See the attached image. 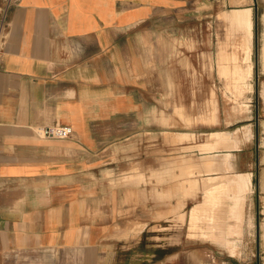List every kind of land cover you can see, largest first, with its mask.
Listing matches in <instances>:
<instances>
[{
    "label": "crops",
    "instance_id": "crops-1",
    "mask_svg": "<svg viewBox=\"0 0 264 264\" xmlns=\"http://www.w3.org/2000/svg\"><path fill=\"white\" fill-rule=\"evenodd\" d=\"M206 2L0 0V264H180L182 254L197 253V236L240 251L243 225L254 226V205L264 201V145L258 159L241 164L237 131L255 136L257 122L218 124L206 112L188 131L165 124V109L181 108L177 94L211 93L223 78L228 87L223 70L205 72L198 85L168 56L182 36H193L198 12H211ZM259 97L264 116V75ZM60 124L73 127L70 138L44 134ZM216 131L202 144L209 152L183 147L194 134L165 140L166 132L204 140ZM177 147L189 152L183 165ZM228 152L231 168H206ZM177 185L185 191L183 216ZM152 202L167 224L151 231L160 239L149 247L141 228Z\"/></svg>",
    "mask_w": 264,
    "mask_h": 264
},
{
    "label": "rangeland",
    "instance_id": "rangeland-1",
    "mask_svg": "<svg viewBox=\"0 0 264 264\" xmlns=\"http://www.w3.org/2000/svg\"><path fill=\"white\" fill-rule=\"evenodd\" d=\"M252 6L253 8V20H254V30H253V45L251 52V61H252V76L250 80L252 82V88L244 91L239 96V100L244 101V103H239V100L235 99L237 97V92L235 89L232 91L229 87H226V78H223V82H218L217 87H213L211 93L206 92H197L195 94H189L188 92H181L177 94V99L181 102V108L175 107L170 109H165L166 119L165 124L170 127V130H180V131H188L193 128L194 124H198L200 122H204L206 119L205 113L207 112V120H210L214 123H220L222 120L227 122H234L238 119H248L249 121H256V132L257 134L251 135L250 130H247V135L244 130L241 129L242 133L237 134L240 135L241 146L239 147V161L241 164H246L252 157L253 160L258 159L260 146L264 145V140L260 137V120L263 121L262 118V102L259 97V82L260 77L264 75V65L261 62V48L263 43V31H264V22H263V14H264V0H207L206 6L207 8L211 6V12H207V17L199 16L197 18V29L193 32V36L191 37H181L179 42L173 46H170L168 49V56L170 55L173 58H177L179 60V64L181 69L192 70V74H194V78L197 80L198 85L200 84L203 78L202 76L207 72V74H211L212 72H217L219 68V63L221 59V48L223 45L219 44L220 41H223L224 47L228 53L233 51H237L240 56L243 55V51L240 47H236L234 44L228 43L227 39V28L226 24L221 18L220 14L225 9H230L232 7H243V6ZM208 10V9H207ZM206 21V27L202 25ZM231 46V47H230ZM222 80V78H220ZM216 83V82H215ZM214 83V84H215ZM255 84V88H254ZM247 95V96H246ZM173 98V94H165V99L170 100ZM190 100L196 101V108H184L183 106H189L188 104L184 105V102H189ZM246 105L247 107L241 108L240 106ZM206 106V109H205ZM179 110L183 111L185 115L190 116V120H186L179 113ZM254 113V114H253ZM193 117V118H192ZM217 133L212 132L207 135V138L204 140L198 139L201 134H195L193 132H182L180 135V140L177 138L179 133L166 132V142L169 143H179L184 142L192 138L194 134V143L191 145H184V148H193L199 147L201 151H213L212 149L206 148V145L210 142H213L217 138ZM251 135V136H250ZM183 136V137H181ZM230 138H235L229 134ZM120 147L124 149L123 146ZM119 142V145L121 144ZM156 141L149 142L152 145L151 150L156 149ZM141 142H139L138 146H134V148L141 147ZM182 145V144H180ZM231 149V148H230ZM176 155L179 156L180 161L178 165H183L188 158V155H185L189 152H181L182 148L177 147ZM181 155V156H180ZM209 156V154H208ZM197 159L193 156L191 158L190 164L193 165ZM198 161V160H197ZM197 163V162H196ZM151 177L156 176L154 173H150ZM183 176V174H182ZM151 181V179H150ZM156 181V180H155ZM249 190V189H248ZM247 190V191H248ZM246 191V192H247ZM173 189L170 188L166 190L165 195L172 194ZM175 193L180 196L181 203L180 206L177 205L182 211L183 216V197H185L184 187L177 185L175 188ZM158 206L155 202H152L148 206V214L149 220L144 225L146 228H141L145 234H148L147 237H143V244L145 246H156V240L160 239L158 237L153 236L152 230H161L162 224H167V222L162 221L163 216L167 217V213L162 214L157 211ZM160 207V206H159ZM188 206H186V211ZM174 207H171V212ZM254 208L258 211L256 216V221L253 227H246L238 240L239 244V252L232 253L225 246L216 244L212 241V243L207 242L204 243L201 236L198 237V241L196 243L197 253L194 255L191 253L190 257L188 253L182 254L180 264H264V237H263V224H264V201H257L254 205ZM168 214H172V213ZM244 218L245 216V204H244ZM245 223V219H244ZM249 226H252L253 222L251 219L247 221ZM167 228V227H166ZM134 238H137L134 236ZM140 240V237H138ZM228 255H230L228 257ZM232 255V256H231ZM152 260L156 258L157 253L153 252L150 254Z\"/></svg>",
    "mask_w": 264,
    "mask_h": 264
},
{
    "label": "bare ground",
    "instance_id": "bare-ground-1",
    "mask_svg": "<svg viewBox=\"0 0 264 264\" xmlns=\"http://www.w3.org/2000/svg\"><path fill=\"white\" fill-rule=\"evenodd\" d=\"M220 16L226 24L228 43L234 44L236 47H240L243 51L242 56H240L236 50L232 53L231 51L228 53L224 47V43L221 48L222 56L219 63V68L227 74V85L229 89L231 91L232 89H235V92H237V97L235 98L237 100L241 93H243L242 86L244 83L249 84V88H252L250 77L252 76L251 52L254 33L253 8L250 5L232 7L230 9L223 10ZM261 59V62L264 65V45L261 48ZM239 103H244V101L239 100ZM240 107L243 108L247 106L242 105ZM181 115L186 120H190V116L183 113ZM232 146H234V143L229 140L228 147L231 148ZM229 158V152L223 154L221 157L216 156L207 163L206 168L209 170L231 168L232 163Z\"/></svg>",
    "mask_w": 264,
    "mask_h": 264
},
{
    "label": "built area",
    "instance_id": "built-area-1",
    "mask_svg": "<svg viewBox=\"0 0 264 264\" xmlns=\"http://www.w3.org/2000/svg\"><path fill=\"white\" fill-rule=\"evenodd\" d=\"M74 133L73 127L68 124H60L48 126L44 130V134L49 137L70 138Z\"/></svg>",
    "mask_w": 264,
    "mask_h": 264
}]
</instances>
